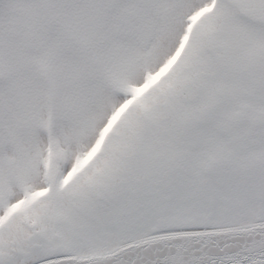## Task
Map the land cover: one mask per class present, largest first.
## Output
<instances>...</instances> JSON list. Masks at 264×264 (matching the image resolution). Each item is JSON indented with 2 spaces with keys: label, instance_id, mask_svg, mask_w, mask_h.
Listing matches in <instances>:
<instances>
[{
  "label": "snow or ice",
  "instance_id": "obj_1",
  "mask_svg": "<svg viewBox=\"0 0 264 264\" xmlns=\"http://www.w3.org/2000/svg\"><path fill=\"white\" fill-rule=\"evenodd\" d=\"M0 264H264V0H0Z\"/></svg>",
  "mask_w": 264,
  "mask_h": 264
}]
</instances>
